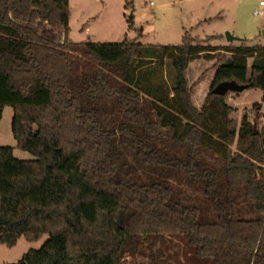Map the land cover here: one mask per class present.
<instances>
[{"label":"trees","instance_id":"1","mask_svg":"<svg viewBox=\"0 0 264 264\" xmlns=\"http://www.w3.org/2000/svg\"><path fill=\"white\" fill-rule=\"evenodd\" d=\"M69 21V0H0V119L13 108L35 158L0 147V244L48 236L27 264H188L187 249L200 264H264V127L213 93L264 91V46L188 32L180 45L74 43ZM200 58L216 61L201 109L186 77Z\"/></svg>","mask_w":264,"mask_h":264},{"label":"rangeland","instance_id":"2","mask_svg":"<svg viewBox=\"0 0 264 264\" xmlns=\"http://www.w3.org/2000/svg\"><path fill=\"white\" fill-rule=\"evenodd\" d=\"M127 0H69L70 21L68 38L74 43H122L126 39L148 45H180L182 37L188 32L189 37L199 41L206 35L221 34L210 41V45L228 44L227 33L248 39L250 46H264V7L261 0H129L133 9L125 10ZM259 14L256 15L255 11ZM126 14V16H125ZM134 15V28L130 29L127 17ZM210 15V16H208ZM205 17L213 20L205 23ZM142 36L139 38V31ZM222 40V42H221ZM239 45L238 41L230 42ZM251 67V64L249 65ZM208 72L196 73L194 68L187 73V80L192 87V94L198 92ZM235 98V100L233 99ZM264 93L261 90H245L241 93H229L227 101L237 108L231 118L238 124L244 114L253 120L257 116L256 131L262 132L261 114L253 109L255 104H262ZM14 110L5 107L0 119V147H11L15 158L34 160V156L18 148L12 131ZM236 149V146H233ZM48 240L44 236L39 241H28L21 237L17 244L10 248L0 244V264H19L23 256L30 250L40 249ZM157 242L156 247H161ZM178 245L170 252L179 251ZM189 252L188 264H200L194 261V252ZM146 252H149L146 250ZM188 256V258H189ZM145 256L129 259L128 264L146 262ZM180 255L172 260V264H183ZM204 264H211L204 263Z\"/></svg>","mask_w":264,"mask_h":264},{"label":"crops","instance_id":"3","mask_svg":"<svg viewBox=\"0 0 264 264\" xmlns=\"http://www.w3.org/2000/svg\"><path fill=\"white\" fill-rule=\"evenodd\" d=\"M210 16V15H208ZM213 20L212 17H205L202 22H209ZM219 36H221V34H216V33H213L212 35H206L205 38H201L200 36H196L198 37L199 39L201 40H213L215 38H218ZM183 38V37H182ZM240 40H245L246 43L248 42V39L246 38H243L240 36ZM209 41V43H210ZM222 42V40H221ZM240 43V41H238ZM233 43H230L228 42V44H221V45H211V46H215V47H223V46H229ZM235 45V44H233ZM227 57H230V55L228 54ZM252 61L249 62V64H251ZM215 63L216 61L212 60V61H209V60H205L203 58H200V59H196L195 61H192L190 64H189V67L186 71V77H187V73L188 71H190V69L194 68V70L196 71V73H205V72H208L207 74V77H205V80L203 81L202 85L203 87H201V85L198 88V92H194L192 94V99H193V103L194 105L201 109L204 105V102L206 100V97L212 87V83L214 81V77H215V73H216V69H215ZM188 79V78H187ZM264 93V91H262ZM233 99V98H232ZM235 100V98L233 99ZM235 108V107H233ZM235 110H237V108H235ZM261 114V122L263 123V127H264V99L262 101V104H261V110L259 112Z\"/></svg>","mask_w":264,"mask_h":264},{"label":"water","instance_id":"4","mask_svg":"<svg viewBox=\"0 0 264 264\" xmlns=\"http://www.w3.org/2000/svg\"><path fill=\"white\" fill-rule=\"evenodd\" d=\"M227 36V41L228 42H233V41H240L238 37H235L231 35L230 33L226 34ZM248 86L247 85H239L234 81L230 82H223L217 85L213 89V93L219 96H227L229 93H241L245 90H247ZM256 129V126H254ZM19 264H27L26 262H21Z\"/></svg>","mask_w":264,"mask_h":264},{"label":"built area","instance_id":"5","mask_svg":"<svg viewBox=\"0 0 264 264\" xmlns=\"http://www.w3.org/2000/svg\"><path fill=\"white\" fill-rule=\"evenodd\" d=\"M260 6H261V7H264V0H261V1H260ZM255 14L258 15V14H259V11L256 10V11H255ZM234 109H235V108H234Z\"/></svg>","mask_w":264,"mask_h":264}]
</instances>
